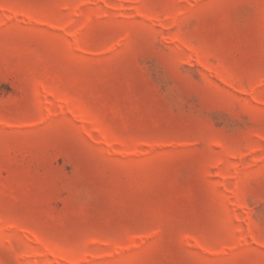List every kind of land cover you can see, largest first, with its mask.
<instances>
[{"label": "rangeland", "instance_id": "1", "mask_svg": "<svg viewBox=\"0 0 264 264\" xmlns=\"http://www.w3.org/2000/svg\"><path fill=\"white\" fill-rule=\"evenodd\" d=\"M0 264H264V0H0Z\"/></svg>", "mask_w": 264, "mask_h": 264}]
</instances>
